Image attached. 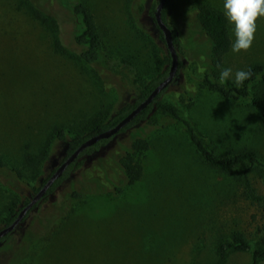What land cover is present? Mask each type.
Here are the masks:
<instances>
[{"label":"rangeland","instance_id":"374dc122","mask_svg":"<svg viewBox=\"0 0 264 264\" xmlns=\"http://www.w3.org/2000/svg\"><path fill=\"white\" fill-rule=\"evenodd\" d=\"M26 1L0 0V154L28 175L21 180L14 172L0 171V229L12 196L31 199L32 186L39 185L27 154L38 155L47 141L50 153L58 154L60 143L50 141L56 128H64L68 137L75 135L96 113L104 109L113 113L133 102L151 77L167 67L163 60L167 47L154 36L150 19L160 0H84L94 15L105 55L133 61L141 77L138 82L128 66L110 69L83 62L73 39L71 14L55 1L44 0L59 23L65 50H57L52 31L29 15ZM193 1L223 11V0H181L169 9V23L179 31L177 51L183 65L157 102L173 105L179 119L155 105L149 120L118 134L95 155L81 157L69 180L37 211L43 212L52 201L66 209L65 216L55 213L61 217L56 224L53 210H47L42 221L54 219L51 228L41 233L29 227L31 219L17 227L0 242V264H18L28 251L22 241L28 243V236L36 233L46 236L37 248L45 245L35 259L23 264H215L218 244L236 233L245 235L252 249L230 253L227 264H251L253 249L264 235V202L254 203L244 192L241 176L249 164L232 173L210 167L183 120L217 154L250 147L264 163L260 108L248 100L225 98L203 84L206 70L214 69L219 75L225 67L235 72L264 63V17L257 19L247 51L230 49L214 65L210 40L189 5ZM258 86L253 85L251 93ZM139 137L148 145L141 179L130 184L124 177H112L110 169L111 175H106L101 164L110 157L119 162ZM263 169L264 165H254L249 176L264 196ZM48 172L46 161L40 176ZM116 185L124 191L118 193ZM72 191L83 198L74 200Z\"/></svg>","mask_w":264,"mask_h":264},{"label":"trees","instance_id":"16d2710c","mask_svg":"<svg viewBox=\"0 0 264 264\" xmlns=\"http://www.w3.org/2000/svg\"><path fill=\"white\" fill-rule=\"evenodd\" d=\"M44 0H27L26 11L29 15L38 20L42 25L47 27L53 33L54 44L57 50L64 51V47L61 43L59 32L60 27L57 21V17L45 6L43 3ZM62 6L64 9L69 11L73 21V39L77 46L80 48L79 57L83 62L89 65L100 64L106 68L110 69L115 68L116 66H128L127 68L135 76V81L140 80V75L137 73L136 68L133 66V61L128 58H119L111 59L108 58L103 51V41L100 33L95 24L94 15L90 9V6L84 0H53ZM181 1V0H167L166 4L162 10V16L164 21L170 27L175 46H179V31L176 26L169 23V9L172 5V2ZM185 1V0H182ZM47 5V4H46ZM193 6V10L196 13L200 27L204 30L205 34L208 36L211 47L210 54L211 59L214 65H219L223 57L231 49V35L229 31V24L222 15V10L218 7L211 5L209 3H202L198 1H193L189 4ZM156 10V9H155ZM155 10L151 13V22L154 30V36L166 47V41L163 31L160 29L156 18ZM132 17V16H131ZM135 22L136 19L132 17ZM136 23V22H135ZM167 67L159 71L155 76L147 82V84L142 87L137 93L133 102L128 103L123 106H119L113 113L109 109H104L101 112L96 113L94 116L88 118L83 122L78 132L68 137L64 128H56L50 135V141H57L60 143L62 150L57 154L50 153V144L49 141L46 142L44 149L41 150V153L38 155L27 154L25 156L26 161L31 167L32 177L37 178L39 185L32 186V196L42 187V185L47 181L56 167L68 157L77 147L89 137L108 129L118 123L124 116H126L132 109H134L142 100H144L148 94L154 89V87L162 81L168 74L171 56L167 48V55L163 58ZM183 61L179 57V66L178 71L182 67ZM248 69H251V76L247 79L239 88L235 86H228L226 83L221 85L218 81V73L213 70H206L203 75L204 85L209 87L212 90L217 91L223 97L234 99V100H248L249 104L253 107H259V124L264 131V63H254ZM247 69V70H248ZM259 85L260 88L256 92L251 93L250 88L253 85ZM164 91V90H163ZM163 91L156 97V99L145 109H143L134 119H132L126 126H124L117 134L113 135L111 138L102 139L95 143L94 145L85 149L79 157L67 167L63 174L52 184L48 189L46 194L31 208L28 210L19 226L26 225L28 223L30 228H35L40 233L43 230L51 228V223L54 219L59 220L62 216H65V210L62 209L59 205L50 201V205L44 209L43 212L37 213L39 205L41 202L50 195H53L56 189L65 184L72 173V170L77 164H79V159L83 156H93L98 153L103 147L109 145V143L120 133H124L132 127L141 125L143 122L149 120V116L153 111L155 105H157L162 111L169 112L179 119V114L177 109L168 103L157 102V99L161 96ZM184 125L189 133V136L192 142L195 144L198 153L201 155L203 162L209 165L210 167L225 173H232L237 171L240 166L244 163H248L249 167L246 168L241 176V181L244 187V192L254 203L262 204L264 202V196L258 193L257 188L253 185L249 172L254 165H264L261 161L258 152L250 147H245L239 150H236L229 155H220L217 154L212 148L208 146L204 137L195 129V127L187 120H183ZM156 123V122H152ZM148 145L144 138H136V141L132 143L131 148L126 149L123 156L120 157L119 162L115 159L109 158V161L103 162L101 164L106 168L104 173L109 174V169L112 172V177L117 178H126L130 184H134L136 181L140 180L143 174V153L147 149ZM114 151H111L113 154ZM35 161L30 164L31 159ZM114 158V157H113ZM49 162V172L46 176H40V172L43 170L45 162ZM9 170L14 172L18 178L24 180L28 175L23 172L17 165L12 163L9 159L0 154V171ZM111 174H109L110 176ZM260 176L264 179V169L260 171ZM105 178V176H100V179ZM103 180V179H102ZM112 180V179H109ZM108 178L106 182L109 181ZM115 189L118 193H122L124 190L120 186H115ZM71 197L74 200L83 198V194L78 191H72ZM30 199H20L17 194H14L5 206L4 215L2 217V222L4 226L9 225L17 217L20 210L26 205ZM23 204L20 206V204ZM52 209L54 212L53 217L50 218L47 223L42 221V215L47 211ZM60 212V218L56 214ZM63 214V215H62ZM56 216V217H55ZM58 218V219H57ZM34 229V230H35ZM264 230V229H263ZM13 232V231H12ZM0 238V242L7 240L10 234ZM29 235L28 243L22 241V246L27 248L26 256L21 258L18 261V264L26 263L28 259H35L38 253L41 252L45 244L40 245V248H37L41 241L46 237L45 235ZM252 249V244L249 239L241 234L236 233L229 240L221 241L217 246V261L215 264H227L228 257L230 253L236 251H249ZM264 262V235H262L257 242L256 246L252 252V262L251 264H262Z\"/></svg>","mask_w":264,"mask_h":264},{"label":"water","instance_id":"95a60500","mask_svg":"<svg viewBox=\"0 0 264 264\" xmlns=\"http://www.w3.org/2000/svg\"><path fill=\"white\" fill-rule=\"evenodd\" d=\"M166 1L167 0L159 1L154 14L160 29L164 33L166 45L171 56V63L167 76L154 87V89L148 94V96L144 100H142L118 123H116L114 126L108 129H105L89 137L88 139L83 141L77 147V149H75L68 157H66L56 167V169L53 171V173L50 175L47 181L42 185V187L31 197L30 201L23 206V208L20 210L14 221L9 225L4 226L0 229V238L11 233L18 227V225L20 224V222L22 221L28 210L31 209L46 194V192L52 186V184L63 174V172L67 169V167L71 165L85 149L94 145L95 143H97L102 139H108L111 138L113 135L117 134L124 126H126L132 119H134L143 109L148 107L156 99V97L173 82L178 71L179 53L177 51V48L173 40L172 31L170 27L167 25V23L164 21L162 16V10L166 4Z\"/></svg>","mask_w":264,"mask_h":264},{"label":"clouds","instance_id":"9594fccd","mask_svg":"<svg viewBox=\"0 0 264 264\" xmlns=\"http://www.w3.org/2000/svg\"><path fill=\"white\" fill-rule=\"evenodd\" d=\"M223 11L227 23L231 26L232 53L247 51L253 42L256 31V21L264 17V0H223ZM251 76V69H237L225 67L220 69L218 81L221 85L230 82L239 88Z\"/></svg>","mask_w":264,"mask_h":264}]
</instances>
